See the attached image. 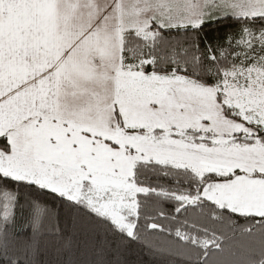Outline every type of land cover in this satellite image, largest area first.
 Listing matches in <instances>:
<instances>
[{
	"label": "snow or ice",
	"instance_id": "1",
	"mask_svg": "<svg viewBox=\"0 0 264 264\" xmlns=\"http://www.w3.org/2000/svg\"><path fill=\"white\" fill-rule=\"evenodd\" d=\"M135 247L264 264V0H0V264Z\"/></svg>",
	"mask_w": 264,
	"mask_h": 264
},
{
	"label": "trees",
	"instance_id": "2",
	"mask_svg": "<svg viewBox=\"0 0 264 264\" xmlns=\"http://www.w3.org/2000/svg\"><path fill=\"white\" fill-rule=\"evenodd\" d=\"M226 29H220L217 25H209L205 28V33L210 39H215L218 37L222 31H225ZM164 208L168 211H171L172 205L171 203H165ZM20 213L17 212V223H16V229L17 230H23V221L20 220ZM160 223L167 224L168 222L165 220H161ZM158 234L152 233L151 237H157ZM150 237V238H151ZM160 239H163V237H160ZM128 259L135 262V264H159V259L157 257H154L150 254H148L147 250H141L139 247H135L134 250L129 254Z\"/></svg>",
	"mask_w": 264,
	"mask_h": 264
}]
</instances>
